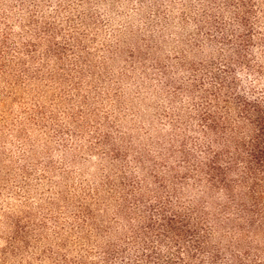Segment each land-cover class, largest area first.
I'll return each mask as SVG.
<instances>
[{"label":"trees","instance_id":"trees-1","mask_svg":"<svg viewBox=\"0 0 264 264\" xmlns=\"http://www.w3.org/2000/svg\"><path fill=\"white\" fill-rule=\"evenodd\" d=\"M14 1L25 9L16 10L14 5L10 12L0 9L5 22L0 51L6 46L19 56L40 54L37 74L48 68L53 56L79 76L94 58L82 26L100 21L108 25L114 17L98 21L102 16L94 9L117 4ZM119 2L117 7L125 4ZM139 4L153 8L156 18L145 21L148 34L140 40L137 65L144 68L150 60L153 74L159 76L157 82L165 91L160 112L165 131L137 149L132 158L136 172L128 167L125 137L119 134L120 144L117 139V144L110 142L107 133L98 132L99 124L90 123L97 139L90 149H104L101 156H109L111 172L105 173L100 186H84L83 193L64 200L63 209L71 210V217L62 233L73 238L78 252L72 258L61 253L58 264H264V6L257 0H139ZM175 11L182 29L193 25V31L181 34L182 48L165 63L150 57L158 47L153 48L150 40L170 28ZM19 13L27 16V30L17 46L10 40L12 27L6 28V19L17 14L21 23ZM63 13L69 23L67 34L59 28ZM118 43L116 37L106 43L110 57L118 54ZM258 49L263 55L256 53ZM73 74L71 79L76 78ZM73 84L78 92L79 82ZM81 100L82 107L90 106L87 97ZM72 131L80 132V126L70 130L59 124L56 134L71 136ZM114 201L112 218L98 219L100 210L107 213ZM119 219L120 231L113 225ZM16 227L15 239H20L22 228ZM10 246L14 248L12 240Z\"/></svg>","mask_w":264,"mask_h":264},{"label":"rangeland","instance_id":"rangeland-1","mask_svg":"<svg viewBox=\"0 0 264 264\" xmlns=\"http://www.w3.org/2000/svg\"><path fill=\"white\" fill-rule=\"evenodd\" d=\"M115 1L112 9L107 4L94 9L102 16L98 21L114 17L108 25L100 21L96 26H82L87 34L83 39L94 58L81 76L73 74L70 65L63 66L53 56L48 68L37 74L35 71L40 67L36 60L42 57L40 54L34 58L19 56L6 46L0 51V264H58L61 253L66 251L68 258H72L78 252L73 238L62 233V226L68 228L71 217V210L63 209L64 200L83 193L84 186H100L105 173L111 172L109 156H101L104 149L100 146L97 151L90 149L97 140L90 123L99 124L98 132L107 133L110 142L117 139L119 143V134L125 137L128 167H135L136 172L137 163H132V158L137 149L147 147L165 131L160 116L165 91L157 82L159 76L153 74L150 60L144 68L137 65V50L143 48L140 40L148 34L144 30L145 21L156 18L153 8L140 6L139 0ZM119 1L125 4L117 7ZM257 1L264 6V0ZM13 5L16 10L25 9L14 0L3 1L0 9L10 12ZM175 12L177 17L170 28L155 33L154 40H150L153 48L158 44L150 57L161 62L170 60L182 48V33L193 31L190 24L188 29H182L177 20L179 12ZM16 15L6 19V28L12 27L8 29L10 40L18 46L27 30V16L19 13L23 18L20 23ZM64 16L63 13L58 17L59 28L62 34H67L69 23ZM4 27L5 22L0 19L1 32ZM262 32L264 35V29ZM115 37L119 38L118 54L110 57L105 47ZM46 47L42 45L41 51ZM129 51L134 53L136 64L131 61ZM261 52L256 51L263 55ZM70 73L76 78L71 79ZM51 74L53 78L49 77ZM77 81L78 92L73 90ZM82 97L88 98L90 106L82 107ZM30 114L36 118H29ZM59 124L70 130L80 126V132L60 136L56 134ZM116 203L111 202L107 213L100 210L97 218L104 221L112 218ZM17 225L22 228L20 239H15ZM113 225L122 230L121 219ZM11 240L14 248L10 246Z\"/></svg>","mask_w":264,"mask_h":264}]
</instances>
